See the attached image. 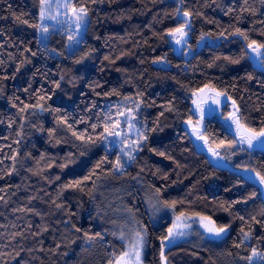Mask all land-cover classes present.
Wrapping results in <instances>:
<instances>
[{
  "label": "trees",
  "instance_id": "16d2710c",
  "mask_svg": "<svg viewBox=\"0 0 264 264\" xmlns=\"http://www.w3.org/2000/svg\"><path fill=\"white\" fill-rule=\"evenodd\" d=\"M70 4L89 10L74 55L65 34L43 43L29 26L39 0H0V264H116L132 237L129 215L146 231L144 264H162L175 219L199 217L228 229L207 238L193 227L164 247L165 264H249L253 248L264 253V150L236 149L218 166L209 148L236 136L204 116L206 144L184 122L209 86L235 101L241 123L264 127V67L248 48L264 44V0ZM184 19L191 27L175 50L167 33ZM130 112L129 124L121 113ZM137 142L135 161L116 172L117 156L127 161L120 149Z\"/></svg>",
  "mask_w": 264,
  "mask_h": 264
},
{
  "label": "snow or ice",
  "instance_id": "6c2138e0",
  "mask_svg": "<svg viewBox=\"0 0 264 264\" xmlns=\"http://www.w3.org/2000/svg\"><path fill=\"white\" fill-rule=\"evenodd\" d=\"M39 2H40V15H39L40 23H37L35 25L30 24L29 26L35 27L37 29L38 33L47 34L49 32V26L47 24H45V21L52 20L55 23H60V21L57 20V18L55 16H52L49 14V10L52 7V0H39ZM93 2L95 3L96 0H93ZM181 2H182V0H181ZM245 2H247V0H245ZM57 7H63V8L70 7V0H65L64 3H60V0H57ZM88 12H89V10L87 7L81 6L79 8H76L75 6H72V18L69 20H66L65 22L68 24H71L74 22L76 29H77V34H79V32L85 28ZM177 15H179V9H177ZM183 15L185 17H190L192 15V13L189 11H185L183 13ZM17 19L20 20L19 17H17ZM21 22L26 23V24L28 23V21H26V20H22ZM190 27H191V24H190L189 20L184 19L178 28L169 29L167 35L171 36L177 44H181V43H183L184 38L188 34L186 29L190 28ZM221 35H223V33ZM235 35L243 37V39L245 41H249L248 35L245 32H242L239 28H237L235 30ZM177 36H179V39H176ZM201 39H203V36L201 37ZM69 40L72 41L77 48L79 47V45L81 43V40L77 39L76 35H73V34H69ZM248 48L252 52L256 53V62L261 67H264V56L261 55V50L264 49V44H258L255 40H251L248 42ZM70 52H71V54L74 55L75 49L70 48ZM34 55H35V53H34ZM106 59H107V57H106ZM80 62H81L80 60L76 61V63H80ZM238 62L239 61H233V63H238ZM17 71H19V68L17 69ZM57 86H59V85L57 84ZM225 95H226L225 93L217 92L216 98L213 100V103H215L217 105H221L222 103H224V101L221 99V97H223ZM229 99H230V97H229ZM193 103H196V101H193ZM233 106L235 108V101H233ZM198 110L203 112V109H198ZM238 112H239V109L235 108V112L229 115V119H232L233 123H235L237 126L238 138L231 141L227 146L231 148V147H234L236 143H239L241 145L246 143L248 145L249 149H251L253 147H258L261 150H264V127L260 128L259 130H256L254 128L248 127L246 124H242L240 122L238 115H237ZM121 115H123V113H121ZM187 123L191 124V120L187 121ZM197 123L199 124L200 122L197 121ZM116 126H119V122H117ZM92 127H93V129H95L96 125H92ZM105 133L107 134V136H114V137H120L121 136V133L110 131L107 126H105ZM138 134H139V132H138ZM193 134L197 136V139L205 140V143L207 144V139L202 135V133L198 127L193 129ZM74 135H75V133H74ZM78 138H82V137L78 136ZM100 139L106 140V136L102 135L100 137ZM145 139H146V137H145ZM114 143H119V140L115 141ZM221 143H223V142H221ZM141 146L142 145L139 142H137L136 147L132 148V150L129 152H125V149L121 148L120 152L127 156V161L122 162L121 156L118 155L116 162H115V165H114L115 171L121 172L130 162L135 161L136 157L132 153L138 151ZM209 152L212 154V156L214 158H216L218 160L224 159V157H221L219 152L215 149L209 148ZM160 155H164V153H160ZM13 159H15V157H13ZM97 167H99V164L97 165ZM245 171H248V169H245ZM257 176L259 177L260 183L264 184V175H260L259 173H257ZM85 179H87V177ZM75 183L78 185L80 182L77 181ZM69 186L71 187L74 185H69ZM182 216H183V214H182ZM207 219H208L207 217H201V220H207ZM209 224H211V227H209L208 225H202V226L205 228V231L208 232L210 234V236L213 238L221 237L224 233H226V231L228 229V225H223V226L217 227L215 225V223L212 221H209ZM181 227H190V225L185 224V225L181 226L179 224L174 223L173 227L168 229V235L161 239V260L162 261L167 260V257L164 255L165 242H167L168 244H172V243H174L176 237L184 236L187 234L183 231H176V229H179ZM77 231H79V229H77ZM96 235L99 236L100 234L97 233ZM248 237H249V233L245 232L244 233V240H247ZM244 240H241V244L244 243ZM237 247H240V245L238 244ZM132 255L135 256L136 264H140V252L137 250V245L133 246V252H131V253L130 252H124L121 255V257L116 261V264H132V261H131ZM256 257H258L260 260H264V253H259V252H257V250L255 248H253L252 254L247 257L249 264H252L253 259ZM125 258H128V259H125Z\"/></svg>",
  "mask_w": 264,
  "mask_h": 264
},
{
  "label": "rangeland",
  "instance_id": "374dc122",
  "mask_svg": "<svg viewBox=\"0 0 264 264\" xmlns=\"http://www.w3.org/2000/svg\"><path fill=\"white\" fill-rule=\"evenodd\" d=\"M64 2H65V0H60V3H64ZM72 6H75V5L70 4V7H68V8L57 7V0H52V7L49 10V14L52 16H55L57 18V20L60 21V23H55L52 20L45 21V24H47L49 26V32L47 34H44V33H38V31H37L38 37H39L41 42L46 43L50 33L61 32V33L66 35L65 50L67 52H70V48H74V49L76 48L75 44L69 40V34L76 35V38L81 40L83 37L84 31H85L86 25L88 23V16L86 19L85 28L82 29L79 32V34H77V29H76L75 23L73 22L71 24H68L65 22L66 20H69L72 18ZM75 7L79 8L81 6H75ZM39 15H40V7H39ZM39 23H40V20H39ZM187 36H188V34H187ZM176 39H179V36H177ZM169 40H170V43L175 50H177V48L181 45V44H177L171 36H169ZM261 55L262 56L264 55L263 50H261ZM251 56H252L254 63L256 65H259L256 62V53L251 51ZM217 92H219V91H217V90H215L209 86H207V87L203 86L194 94V96L191 100V103H190L191 111L194 114V118L186 120L184 122V126L186 128H190L192 133H193L194 128H197V127L200 128L201 127L204 116H211L212 118H215L218 121H220L222 124H224L225 128L229 132L234 134L236 136L235 138L237 139L238 138L237 126L235 123H233L232 119H229V115L235 112L236 107L234 108L232 100L229 99V97L226 95L221 97V99L224 101V103H222L221 105H217V104L213 103V100L216 98ZM193 101H196V103H193ZM198 109H203V112L199 111ZM134 116H135L134 113H131V112L130 113H124L121 117V120H123L124 118H128L129 119L128 123L130 124V122ZM189 120H191V124L187 123V121H189ZM197 121H199L200 123L198 124ZM121 136H122V133H121ZM121 136L116 137V138L119 139V138H121ZM228 144L229 143H226L224 145H220V146L212 148V149L217 150L221 157H224V159L218 160V159L214 158L212 156V154L210 153V155L213 159V162L216 165L223 166L224 161H226L229 165H231V162H232L234 155H235L234 152L236 149H249L248 145L246 143L243 145L236 143L235 146L231 147V148L227 146ZM251 149H260V148L253 147ZM261 193L264 196V189L263 188L261 189ZM129 218H131V220L133 222L132 237L127 242V247H126L125 252H130V253L133 252V246L137 245V250L140 252V264H144L143 263V256H144V248H145L146 231H145V228L143 227V225H140L132 215H129ZM209 221H210L209 219L201 220V217L186 219V221H184V219H182V218L175 219L173 224L175 223V224H179L181 226H183L185 224L190 225V227H181L179 229H176V231H183L187 234L184 236L176 237L175 241H178V240H181V239L187 237L190 230L195 226L203 232L205 237L213 238L210 236V234L208 232L205 231V228L202 226V225H208L209 227H211V224H209ZM173 224L169 227V229L173 227ZM167 235H168V232H167ZM168 245H170V244L165 242V246H168ZM125 259H128V258H125ZM131 261H132V264H136L134 255L131 256ZM162 264H165V262L162 261Z\"/></svg>",
  "mask_w": 264,
  "mask_h": 264
}]
</instances>
